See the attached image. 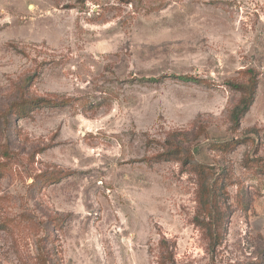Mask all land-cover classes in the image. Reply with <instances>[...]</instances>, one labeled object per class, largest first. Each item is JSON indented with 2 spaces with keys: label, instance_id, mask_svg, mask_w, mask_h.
I'll list each match as a JSON object with an SVG mask.
<instances>
[{
  "label": "rangeland",
  "instance_id": "374dc122",
  "mask_svg": "<svg viewBox=\"0 0 264 264\" xmlns=\"http://www.w3.org/2000/svg\"><path fill=\"white\" fill-rule=\"evenodd\" d=\"M38 97L0 116V264H159L161 239L264 264V0H0V114ZM198 165L223 183L213 252Z\"/></svg>",
  "mask_w": 264,
  "mask_h": 264
},
{
  "label": "trees",
  "instance_id": "16d2710c",
  "mask_svg": "<svg viewBox=\"0 0 264 264\" xmlns=\"http://www.w3.org/2000/svg\"><path fill=\"white\" fill-rule=\"evenodd\" d=\"M247 77L245 80L240 82L230 81L229 85L232 86L234 89L238 90L240 96L238 101L231 107L229 111V122L232 127H237L240 123L241 118L244 114L249 110L251 104L253 103L256 89H257V76L255 71L252 69L246 70ZM178 79L182 81H197L196 78L187 75H174ZM46 100L44 98H29L25 101L15 102L10 104L9 107L5 110L4 113H1L0 116H4L6 118L12 116L14 114L15 117L19 115L20 112L24 111L26 106H36L41 105ZM6 122V121H5ZM9 120H7V123ZM172 145V142H169ZM226 145V144H224ZM174 151V150H172ZM188 162L191 163L190 158H187ZM207 170L209 173V168L204 165H198L197 171H199L200 175H203L202 181L200 180L198 194V203L200 209L205 211V216L202 217L201 221L204 222L206 232L209 238V250L213 252L217 245L220 243L221 240V227L223 226V221L225 218L224 212L219 207V195L220 189L223 186L222 181H219L218 178L208 180L207 177ZM160 246L162 251L159 264H174V260L172 257L171 252L168 250V241L165 239L160 240Z\"/></svg>",
  "mask_w": 264,
  "mask_h": 264
}]
</instances>
